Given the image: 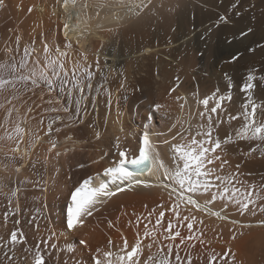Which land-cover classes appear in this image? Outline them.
<instances>
[{"label": "bare ground", "instance_id": "1", "mask_svg": "<svg viewBox=\"0 0 264 264\" xmlns=\"http://www.w3.org/2000/svg\"><path fill=\"white\" fill-rule=\"evenodd\" d=\"M84 2L77 0L76 7L69 5L71 19L64 11L63 0H5L8 6L0 9V62L12 54V49H16L17 55H22L23 48H35L36 54L42 57L44 44L66 50L64 45L71 42L73 57L80 52L87 56V66L93 74L94 86L93 90H86L87 98L82 102L87 113L81 111L72 119L69 116L74 112V105L70 106L68 113L62 111L67 98L57 95L59 89L49 96L46 90L40 88L35 89L34 93H24L21 88L17 94L20 98L12 100L11 104L7 103L11 93L0 94V105H14L19 109L18 114L13 113L12 119L39 137L35 141L26 137L30 151L25 152V158L21 161L25 166L20 173L12 169L7 173L0 172V181L5 182L13 192L15 190L19 197L18 200L12 199L16 214L12 216L16 220L20 219V226L15 228L27 234L30 245H34L41 237L51 239V233L61 248L77 249L79 264H91V249L97 245L104 246L109 238L114 244H121V233L132 242L136 231L135 217L145 215L158 204L170 203L167 192L162 188H140L117 193L97 206L99 210L87 218L80 231L81 238L91 244V249L83 248L76 241L66 243L69 236L65 217L66 207L71 203V193L85 179L102 172L110 159L116 158L115 145L118 144L122 151L136 155L142 147L144 133L148 132L157 151L163 150L162 159L167 160L171 152L164 143L165 137L171 141L181 124L188 127L185 121L198 123V110L203 111V105L197 106L196 100L211 96L217 88L220 90L217 96L231 92L232 100L221 102L223 111L218 110V113L220 119L225 121L221 125L224 131L217 129L214 135L222 137L232 132L233 127H239L242 123V118L230 123L226 121L229 114L242 111L241 105L246 100V93L241 89L249 74L255 76L253 83L257 85L252 90L253 99L264 107V49L256 47L258 43L264 44V0H241L239 15L236 14L237 10H229L234 0H153L152 12L132 20L114 16L112 13L118 9L107 7L81 11L80 5ZM88 3L97 5L103 3V0H88ZM29 8L33 10L28 11ZM78 14L80 21L84 17L83 28L70 30V41L66 40L64 24L69 23L74 27ZM225 14L230 21L227 24L218 20L220 15ZM249 27L253 28V32L248 36H240ZM204 33H208L206 40L199 38ZM17 37L21 38L19 44H16ZM226 38L231 43H227ZM77 39L80 45L76 43ZM249 48H255L256 51L250 52ZM97 54L100 71L95 67ZM232 54H238L239 59L232 61ZM105 56L108 57L107 61ZM105 63L117 70L108 74L107 81L102 75L107 71ZM120 69H123L124 77L119 76ZM121 79H125L127 92L118 91ZM101 84L111 91V101L106 91H96ZM173 88L175 91H172ZM178 96L184 99L177 100ZM48 99H52L53 104H47ZM56 99H60L59 104L55 103ZM153 103L165 107L155 112L153 119L146 120L149 106ZM213 103L210 101L209 108ZM181 104L185 105L183 110ZM29 108L31 112H28ZM51 108L61 111H48ZM4 116V110L0 109V120ZM56 117L60 119L56 120ZM178 120L181 123L177 124ZM49 123H52V131L45 135ZM172 124L177 126L169 131ZM57 128L60 131L57 132ZM51 141H55L57 146L49 151ZM254 144L236 141L224 146L231 167L234 169L237 163L241 165L240 179L245 182H259L264 177V157L254 154L253 159L243 155ZM104 152H109V157L100 160ZM3 156V145L0 144V160ZM37 158L40 164L33 168ZM40 176H43V180L37 184ZM140 178L150 181L155 179L151 175ZM93 183L95 185L98 182ZM222 204L223 201L217 200L215 205L209 207L213 211H220ZM181 214L196 217L193 232L206 241L201 245L199 239H193L188 243L194 247L181 252L182 256L186 252L191 253L193 264H207V253L210 250L219 254L230 250L229 261L232 259L231 253H235V264H264V227L259 226L264 214L257 213L255 217L247 213L240 215L232 205H229L226 213L227 219H219L191 206L185 209L183 205ZM170 216L171 213H166V220ZM233 220L237 223L233 224ZM2 221L0 218V224ZM109 221L114 223V227H108ZM139 227L142 230L143 223ZM3 228L0 226V230ZM180 231L182 235H189L186 227ZM17 247L19 249L22 246ZM53 254L63 257V253L58 250Z\"/></svg>", "mask_w": 264, "mask_h": 264}, {"label": "snow or ice", "instance_id": "2", "mask_svg": "<svg viewBox=\"0 0 264 264\" xmlns=\"http://www.w3.org/2000/svg\"><path fill=\"white\" fill-rule=\"evenodd\" d=\"M240 4L241 0H234L229 10H237L236 14L239 15L238 6ZM69 5L76 7L77 0H63L64 11L71 19L72 13L69 12ZM7 6L5 0H0V9ZM93 7L118 9L112 13L114 16L132 20L140 19L142 15L152 12L153 0H103V3L97 5L85 0L80 5L81 11ZM32 10V8L28 9V11ZM96 15H99L98 10ZM76 19L75 27L69 23L64 24L66 40L70 41V30L79 28V14ZM218 20L225 24L230 22L226 14L220 15ZM210 31L211 28H209ZM252 32L253 28L249 27L246 31H242L240 36H248ZM207 36L208 33H204L199 38L206 40ZM20 39L17 37L16 44L20 43ZM226 42L231 43V40L226 38ZM76 43L80 45V40L77 39ZM256 47L264 49V44L258 43ZM64 49L66 50H62L60 47H49L46 43L42 49V57L36 54L35 48L31 50L27 47L23 48L22 55H17L16 49H12V54L5 61L0 62V94L11 93V99L6 98L7 103L11 104L12 100L20 98L17 94L21 92V88L24 93H34L35 89L40 88L46 90L49 96L59 89L57 95L67 98V103L63 105L62 111L68 113L70 106L74 105V112L69 116V119L81 111L86 114L87 108L82 107V102L87 98L86 90L91 91L94 87L93 74L87 66L88 58L83 52L73 57L71 42L64 45ZM248 51L255 52L256 49L249 48ZM200 55L203 56L204 53L201 52ZM107 59L108 57L105 56V61ZM238 59V54L231 55L232 61ZM95 67L97 71L101 70L99 54H97ZM104 67L107 71L102 75L107 81L108 74L117 70L106 63ZM119 76L124 77L123 69L119 70ZM177 79L179 78L177 77ZM254 80L255 76L249 74L247 82L241 89L246 93V100L241 105L242 111L234 115L229 114L226 121L230 123L242 118V123L239 127H233L232 132L226 133L222 137L219 134L214 135L217 129L224 131L221 129V125L225 121L220 119L218 110L223 111L221 102L231 101L232 96L231 92L227 95L217 96L216 93L220 91L217 88L211 96L196 100L197 106L203 105V111L198 110V123L191 124L190 121H185L184 123H187L188 127L185 128L181 124L180 130L172 135L171 141L165 137L164 143L168 145L171 152V156L167 160L162 159L163 150L157 151L148 132L144 133L142 147L136 155L122 151L118 144L115 145L116 158L110 159L108 166L104 167L102 172H98L95 177L90 176L85 179L71 193V203L66 207L65 227L69 236V241L66 243L76 241L83 248L91 249V244L80 236V231L85 226L87 218L92 217L94 212L99 210L98 205L103 204L117 193L140 188H162L167 192L170 203L158 204L156 208L149 210L145 215L135 217L136 231L132 242L121 233V244H114L109 238L104 246L97 245L91 249V264H193L191 253L186 252L182 256L181 252L186 248L194 247L188 243L193 239H199L201 245H204L206 241L195 236L193 229L197 219L191 214L182 215L181 205L185 209L191 206L219 219L228 218L226 213L229 205H232L240 215L247 213L255 217L257 213L264 214V177H261L259 182H245L240 179L241 165L237 163L234 169L231 167L230 160L226 155L227 149L224 147L236 141H246L250 145L255 142L254 146H250L243 155L253 159L255 158L254 154L264 157V107L258 105L253 99L252 90L257 87L253 83ZM231 87L232 85L229 84V88ZM101 90L107 92L109 101H111V91L105 89L103 84L96 88V91ZM119 90L127 92L125 79L120 80ZM172 91H175V88ZM176 99L184 98L178 96ZM210 101L214 102L211 108H209ZM46 103L51 105L53 100L48 99ZM55 103L59 104L60 99H56ZM185 103H187L186 100ZM184 106V104L180 105L181 110L184 109ZM163 107L165 106L160 103L151 104L150 112L145 119H153L154 113ZM258 108H260L259 112ZM0 109L5 112V116L0 120V144L3 145L4 151L3 159L0 160V172L7 173L12 169L16 173H20L25 166L21 163L25 158V152L30 151V143L26 137H31L32 141L39 137L37 133L26 130L20 122L12 119L13 113L18 114L19 112V109L14 105L12 107L0 105ZM31 111L32 109L29 108L28 112ZM48 111L58 112L61 109L51 108ZM192 115H196V113H192ZM55 119L59 120L60 118L56 117ZM179 123L181 122L178 120L177 124ZM176 126V124H172L169 131ZM51 131L52 123H49L45 135L50 134ZM56 131L58 132L60 129L57 128ZM99 138L100 135L97 133V139ZM172 141L177 142L172 143ZM56 146V142L51 141L49 151L55 149ZM56 155L59 156L60 153L57 152ZM106 157H109V152H104L100 156V160H104ZM93 163H97V161H93ZM39 164L40 160L37 158L32 166L35 168ZM80 167H84V165H80ZM226 169L228 170L225 171ZM145 175H151L155 179L150 181L140 178ZM4 179L6 180L7 177ZM42 180L43 176H40L36 183L39 184ZM94 181L98 183L94 185ZM10 193L11 189L7 184L0 181V195L7 197ZM217 200L223 201L220 206L221 210L213 211V208L209 206L215 205ZM9 203L11 204V201ZM222 212L225 214L222 215ZM166 213H171L167 220ZM153 217H155L154 220ZM8 221L9 212L6 211L0 226L6 227ZM19 223V220L13 221L14 228L9 230V233L0 236V264H19L18 252L23 255L25 264H79V258L76 256L77 249L61 248L59 241L51 233L49 234L51 239L41 237L34 245H30L27 234L23 230L15 228V225ZM141 223H143L142 230L139 227ZM232 223L235 224L237 221L233 220ZM259 226L264 227V219L259 221ZM108 227H114V223L109 221ZM182 227H186L189 235H182L180 231ZM247 227H251V225H247ZM36 230L38 234L39 225L36 226ZM145 240L148 242L145 243ZM177 240L179 243H176ZM18 245L22 247L18 249ZM154 248L155 251H153ZM145 249H147V255H145ZM57 250L63 253V257L53 254ZM80 250L82 251V249ZM229 253L230 250L224 254L210 250L207 253V264H235V253H231V262L228 258Z\"/></svg>", "mask_w": 264, "mask_h": 264}, {"label": "rangeland", "instance_id": "3", "mask_svg": "<svg viewBox=\"0 0 264 264\" xmlns=\"http://www.w3.org/2000/svg\"><path fill=\"white\" fill-rule=\"evenodd\" d=\"M5 191H7V190H5ZM14 193H15V190H14V192L11 190V193H10V195H8V197H6V196H4V195H0V211H2L1 212V214H0V218L3 220V216H4V213L7 211V212H9V210H10V213H9V216H10V218H9V220H10V222H8L7 223V226L5 227V228H3V230L1 229L0 231L2 232H0V235L1 236H3V235H5V234H7V231L11 228V227H14V224L12 225L11 223H13V222H11V219L14 221V220H16V218L15 217H13V216H16V214H15V207H14V200H12V199H15V200H18L19 199V197H18V195L16 196V193H15V195H14ZM11 195H13V196H11ZM11 199V200H9V199ZM9 200V201H8ZM4 202V204H3V202ZM11 201V204L9 203ZM5 205V206H4ZM11 206V207H10ZM12 206L14 207V210H13V208H12ZM3 209V210H2ZM11 211H13V212H11ZM12 214H13V216H12ZM15 214V215H14ZM19 221H20V219H18ZM21 222V221H20ZM10 226V227H9ZM19 227L20 226V223L19 224H17V225H15V227ZM18 248V247H17ZM17 257H18V261H19V264H24L25 263V261L23 260V255L20 253V252H18L17 253ZM24 261V262H23Z\"/></svg>", "mask_w": 264, "mask_h": 264}]
</instances>
